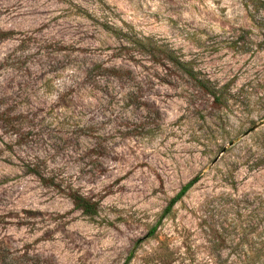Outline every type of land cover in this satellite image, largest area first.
Masks as SVG:
<instances>
[{"label": "rangeland", "instance_id": "1", "mask_svg": "<svg viewBox=\"0 0 264 264\" xmlns=\"http://www.w3.org/2000/svg\"><path fill=\"white\" fill-rule=\"evenodd\" d=\"M248 11L0 0V264H264V49ZM120 29L172 47L222 99Z\"/></svg>", "mask_w": 264, "mask_h": 264}, {"label": "trees", "instance_id": "2", "mask_svg": "<svg viewBox=\"0 0 264 264\" xmlns=\"http://www.w3.org/2000/svg\"><path fill=\"white\" fill-rule=\"evenodd\" d=\"M245 4L249 9L248 15L251 18L255 28L259 31V35L261 36L257 45L261 49H264V0H245ZM245 32L246 31H243L241 34H237V36L233 35L228 43L232 45V47L236 48V50L244 48L245 45L250 42L248 35H244ZM247 32L251 33V30L249 29ZM118 33L120 37L122 36L123 38L127 39L128 43H131L134 46V49L138 50L140 53H149L159 61L171 64L172 66L176 67L177 70L192 78L198 88L209 93L216 101H220L222 99L220 94L222 89L217 88V86L214 85L211 80L205 78V76L202 75L201 72L196 69L190 61L184 60L172 47L164 44H158L150 37L132 38L130 36L131 32L129 30L125 31L124 29H120ZM142 47H144V49H142ZM35 173L38 174V172ZM197 181L198 177H195L184 184L180 191L171 199L168 209H170L180 199H182V197ZM70 196L76 207L80 209L85 215L93 216L98 213V203L92 201L80 191L75 189L70 194ZM154 230L155 229H153V231Z\"/></svg>", "mask_w": 264, "mask_h": 264}]
</instances>
